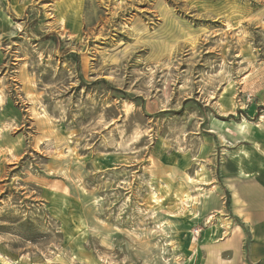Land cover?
I'll return each mask as SVG.
<instances>
[{
  "label": "rangeland",
  "instance_id": "rangeland-1",
  "mask_svg": "<svg viewBox=\"0 0 264 264\" xmlns=\"http://www.w3.org/2000/svg\"><path fill=\"white\" fill-rule=\"evenodd\" d=\"M261 69L264 0H0V264L202 262Z\"/></svg>",
  "mask_w": 264,
  "mask_h": 264
},
{
  "label": "crops",
  "instance_id": "crops-1",
  "mask_svg": "<svg viewBox=\"0 0 264 264\" xmlns=\"http://www.w3.org/2000/svg\"><path fill=\"white\" fill-rule=\"evenodd\" d=\"M244 127V135L238 129L232 134L223 155L227 213L207 231V243L199 246L207 254L197 264H264V112Z\"/></svg>",
  "mask_w": 264,
  "mask_h": 264
}]
</instances>
